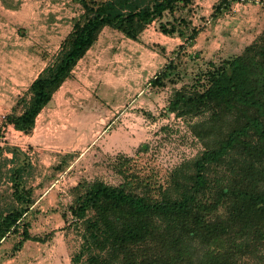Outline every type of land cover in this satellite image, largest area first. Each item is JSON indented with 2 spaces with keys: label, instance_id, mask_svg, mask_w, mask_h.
<instances>
[{
  "label": "rangeland",
  "instance_id": "1",
  "mask_svg": "<svg viewBox=\"0 0 264 264\" xmlns=\"http://www.w3.org/2000/svg\"><path fill=\"white\" fill-rule=\"evenodd\" d=\"M221 1L194 0L178 10L190 22L182 37L164 34L157 21L139 40L105 28L24 132L7 115L22 110L18 102L54 61L83 10L73 0H0V205L12 199L8 170L15 148L33 168L27 181L35 202L23 223L47 238L16 248L20 235H8L0 242V264H74L83 239L68 207L79 182L117 185L125 172L165 188L177 167L203 152L193 130L201 118L168 113L172 94L194 84L210 62L241 53L264 28V0ZM193 27L199 34L190 45Z\"/></svg>",
  "mask_w": 264,
  "mask_h": 264
},
{
  "label": "trees",
  "instance_id": "2",
  "mask_svg": "<svg viewBox=\"0 0 264 264\" xmlns=\"http://www.w3.org/2000/svg\"><path fill=\"white\" fill-rule=\"evenodd\" d=\"M82 14L54 61L32 81L19 113L7 115L30 132L36 117L109 27L139 40L154 21L166 35L185 36L190 22L176 12L194 0H73ZM238 0H222V6ZM199 29L186 40L193 45ZM189 38V39H188ZM161 81L156 77L155 85ZM194 84L172 94L168 113L201 119L193 130L205 145L189 165L176 168L167 187L132 174L112 185L84 180L73 190L69 214L81 224L83 243L74 264H264V28L241 53L210 62ZM11 202L0 205V242L17 233L44 242L23 223L34 204L27 176L31 162L12 149ZM188 165V166H187ZM215 170L218 173H215Z\"/></svg>",
  "mask_w": 264,
  "mask_h": 264
},
{
  "label": "built area",
  "instance_id": "3",
  "mask_svg": "<svg viewBox=\"0 0 264 264\" xmlns=\"http://www.w3.org/2000/svg\"><path fill=\"white\" fill-rule=\"evenodd\" d=\"M15 127V126H14ZM15 130H16V127H15Z\"/></svg>",
  "mask_w": 264,
  "mask_h": 264
},
{
  "label": "crops",
  "instance_id": "4",
  "mask_svg": "<svg viewBox=\"0 0 264 264\" xmlns=\"http://www.w3.org/2000/svg\"><path fill=\"white\" fill-rule=\"evenodd\" d=\"M153 23H155V21Z\"/></svg>",
  "mask_w": 264,
  "mask_h": 264
}]
</instances>
